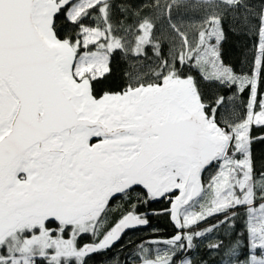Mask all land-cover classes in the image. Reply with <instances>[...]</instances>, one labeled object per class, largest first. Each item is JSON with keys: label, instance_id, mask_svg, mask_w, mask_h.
<instances>
[{"label": "snow or ice", "instance_id": "6c2138e0", "mask_svg": "<svg viewBox=\"0 0 264 264\" xmlns=\"http://www.w3.org/2000/svg\"><path fill=\"white\" fill-rule=\"evenodd\" d=\"M115 8L112 0H0V264H87L161 214L147 210L159 199L177 231L150 242L165 246L154 257L140 246L131 264H193L195 240L219 226L199 223L221 214L223 224L238 206L251 254L242 260L239 244L229 246L222 264H264V5L154 0L151 15L121 9L135 16L128 25ZM182 8L203 12L194 39L173 16ZM230 13L256 40L247 72L221 58ZM149 49L155 64L146 73L125 71L119 89L102 87L117 54L147 61ZM201 80L234 91L213 99ZM117 196L127 208L108 226ZM83 234L92 239L82 244Z\"/></svg>", "mask_w": 264, "mask_h": 264}, {"label": "trees", "instance_id": "16d2710c", "mask_svg": "<svg viewBox=\"0 0 264 264\" xmlns=\"http://www.w3.org/2000/svg\"><path fill=\"white\" fill-rule=\"evenodd\" d=\"M116 5L114 9L115 19L122 20L126 25L135 23V16L132 15L129 18V13L125 11L124 16L120 15L121 9H131L132 13L141 12L142 14L151 15V3L154 0H112ZM244 2L253 11L264 5V0H244ZM240 14H245L244 9H240ZM240 14L230 13L225 16L223 20V28L225 31V39L220 45L221 58L226 65L231 66L236 72L242 73L248 71V61L251 58V52L253 51V46L256 42L255 37L239 24H237V19ZM203 15V12L199 10L191 9H180L179 14L176 10H173V16L175 21L181 23L186 27V31L189 33L190 38H195L193 33L195 31L194 26H198L200 23L199 16ZM61 27H64L61 24ZM159 27L163 32L167 33V25L160 24ZM67 31V28H64ZM159 34V33H158ZM173 45L170 41L166 42L164 45L165 54L168 53L169 49ZM178 46V45H177ZM155 58L152 55L151 49L148 52L147 61H134L128 57L117 54L113 60L114 72L111 77L105 82H103L102 87L104 89H119L123 83V72H147L149 68L154 66ZM133 65H147L143 69L140 67L133 68ZM185 71H190L191 74L199 78L200 74L194 65H190ZM201 83L206 86L205 90L210 98H216L220 95H232V91L226 88L219 87L215 83H208L207 81L201 80ZM247 100V94H239L236 100V111L239 112L243 104ZM136 192H140L141 189L136 188ZM169 204L166 199L160 201H152L150 205L147 206L149 212L161 213L156 215H149V224L145 228L135 229L126 232L122 238L109 249L104 250L101 253L91 254L87 259V264H131L133 257L135 256L137 250L140 246L145 248H150L152 255L156 254V249L165 247L162 244H152L151 241L154 240H165L171 238L176 233V230L172 223L170 222L169 216L163 214L162 210L168 208ZM127 208V202L121 197L117 200L111 202V209L108 216L106 217V225L111 226L116 222L124 209ZM140 212L145 211V207L139 208ZM237 215L234 219L219 224V221L224 220V216L221 214L213 215L206 218L205 221L199 223L198 229L204 230L212 225H219L212 235L203 238H197L195 240V247L191 249L188 256H191L193 264H222V257L226 247L231 246L235 242L240 245L238 250V255L240 259H245L249 252L248 246V234H247V215L246 210L238 207L236 209ZM92 239L89 234H83L80 238V242L87 243ZM222 242L224 247L217 250H212L209 248L210 244H215ZM184 258L183 256L179 259ZM140 260H135L134 263ZM46 264V262H45Z\"/></svg>", "mask_w": 264, "mask_h": 264}, {"label": "rangeland", "instance_id": "374dc122", "mask_svg": "<svg viewBox=\"0 0 264 264\" xmlns=\"http://www.w3.org/2000/svg\"><path fill=\"white\" fill-rule=\"evenodd\" d=\"M216 170H217V166L214 165V166L211 167L208 171L205 172V174L203 175V180H204L205 184H207V182H208L210 176L213 175V174H215ZM201 203H204V200H198V201H197V204L194 205V209H193V210H199V204H201ZM238 207H241L242 209H245L243 206H238ZM238 207H237V208H238ZM209 217H210V216H209ZM207 218H208V217H207ZM205 229H207V228H205ZM198 230H199V229H198ZM213 232H214V231H212V232H210V233H207L204 237H201V238L204 239L205 237L212 235ZM89 235H90V234H89ZM235 245H237L236 242H235L234 244H232L231 246H235ZM228 247H229V246H228ZM228 247H226V249H227ZM239 248H240V245H239ZM239 248H238V250H239ZM226 249H225V251H226ZM250 254H251V253H250V249H249V252H248V255H247V256H249ZM256 254H257V255H260L259 250H257V253H256ZM90 255H91V254H90ZM152 256L154 257L155 254H153ZM188 258L191 259V256H188ZM223 259H227V257L223 256V257H222V260H223ZM221 263H222V262H221ZM134 264H141V262L139 261V262L134 263Z\"/></svg>", "mask_w": 264, "mask_h": 264}, {"label": "water", "instance_id": "95a60500", "mask_svg": "<svg viewBox=\"0 0 264 264\" xmlns=\"http://www.w3.org/2000/svg\"><path fill=\"white\" fill-rule=\"evenodd\" d=\"M209 169H210V168H208L206 171H208ZM206 171H205V172H206ZM205 172L203 173V175L205 174ZM203 175H202V179H203ZM137 188L141 189L140 187H137ZM141 190H142V189H141ZM117 198H119V196H117ZM117 198H116V199H117ZM114 200H115V199H114ZM160 200H163V199H159V200H156V201H160ZM111 202H112V201H111ZM169 219H170V217H169ZM170 222H171L172 225L174 226V224H173V222H172L171 220H170ZM146 226H147V225H144V226H137V227L132 228V229H127V230H125V232L121 235V238H122V236H123L126 232H128V231H132V230H135V229L145 228ZM174 228H175V227H174ZM175 230H176V228H175ZM176 231H177V230H176ZM121 238H120V239H121ZM120 239H119V240H120ZM119 240H118V241H119ZM118 241H117V242H118ZM117 242H115V244H116ZM115 244H114V245H115Z\"/></svg>", "mask_w": 264, "mask_h": 264}, {"label": "flooded vegetation", "instance_id": "af4514ba", "mask_svg": "<svg viewBox=\"0 0 264 264\" xmlns=\"http://www.w3.org/2000/svg\"><path fill=\"white\" fill-rule=\"evenodd\" d=\"M115 200H117V199H115ZM115 200H114V201H115Z\"/></svg>", "mask_w": 264, "mask_h": 264}]
</instances>
